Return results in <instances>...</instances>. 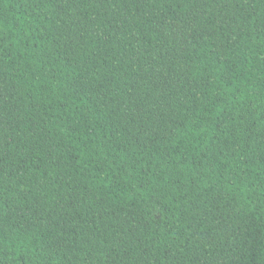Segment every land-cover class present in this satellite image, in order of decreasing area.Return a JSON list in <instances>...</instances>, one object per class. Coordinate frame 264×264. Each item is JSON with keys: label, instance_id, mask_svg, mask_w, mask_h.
Returning <instances> with one entry per match:
<instances>
[{"label": "trees", "instance_id": "16d2710c", "mask_svg": "<svg viewBox=\"0 0 264 264\" xmlns=\"http://www.w3.org/2000/svg\"><path fill=\"white\" fill-rule=\"evenodd\" d=\"M0 264H264V0H0Z\"/></svg>", "mask_w": 264, "mask_h": 264}]
</instances>
